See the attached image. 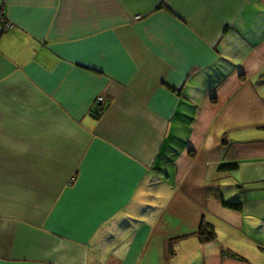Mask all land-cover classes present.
<instances>
[{
  "label": "crops",
  "instance_id": "obj_1",
  "mask_svg": "<svg viewBox=\"0 0 264 264\" xmlns=\"http://www.w3.org/2000/svg\"><path fill=\"white\" fill-rule=\"evenodd\" d=\"M0 11V264H264V0Z\"/></svg>",
  "mask_w": 264,
  "mask_h": 264
},
{
  "label": "trees",
  "instance_id": "obj_2",
  "mask_svg": "<svg viewBox=\"0 0 264 264\" xmlns=\"http://www.w3.org/2000/svg\"><path fill=\"white\" fill-rule=\"evenodd\" d=\"M100 114H101V112H100ZM227 203L228 202H225V205ZM198 233H199L200 239L202 241H212L216 237V232H215L214 226L208 222H205V221L202 222V224L200 226V230Z\"/></svg>",
  "mask_w": 264,
  "mask_h": 264
},
{
  "label": "built area",
  "instance_id": "obj_3",
  "mask_svg": "<svg viewBox=\"0 0 264 264\" xmlns=\"http://www.w3.org/2000/svg\"><path fill=\"white\" fill-rule=\"evenodd\" d=\"M3 23L4 27L6 29H10L13 27V24L12 22H10L9 20H7L3 14L2 11H0V24ZM98 102L99 103H103L104 102V97L103 96H100L98 97Z\"/></svg>",
  "mask_w": 264,
  "mask_h": 264
},
{
  "label": "rangeland",
  "instance_id": "obj_4",
  "mask_svg": "<svg viewBox=\"0 0 264 264\" xmlns=\"http://www.w3.org/2000/svg\"><path fill=\"white\" fill-rule=\"evenodd\" d=\"M232 192H233V191H232ZM232 192H231V193H232Z\"/></svg>",
  "mask_w": 264,
  "mask_h": 264
}]
</instances>
